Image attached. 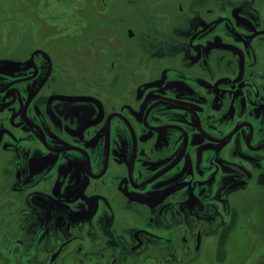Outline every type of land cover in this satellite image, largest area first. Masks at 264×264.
Wrapping results in <instances>:
<instances>
[{
	"label": "flooded vegetation",
	"instance_id": "flooded-vegetation-1",
	"mask_svg": "<svg viewBox=\"0 0 264 264\" xmlns=\"http://www.w3.org/2000/svg\"><path fill=\"white\" fill-rule=\"evenodd\" d=\"M12 1L0 264H193L264 238V0Z\"/></svg>",
	"mask_w": 264,
	"mask_h": 264
},
{
	"label": "rangeland",
	"instance_id": "rangeland-1",
	"mask_svg": "<svg viewBox=\"0 0 264 264\" xmlns=\"http://www.w3.org/2000/svg\"><path fill=\"white\" fill-rule=\"evenodd\" d=\"M0 1L5 8L14 6L12 0ZM251 234L246 231L235 233L222 256L215 253L213 257L205 258L202 263L197 261L193 264H264V238L260 237L258 231L255 236ZM260 238L263 241H259ZM0 252L6 254L4 243H0Z\"/></svg>",
	"mask_w": 264,
	"mask_h": 264
}]
</instances>
